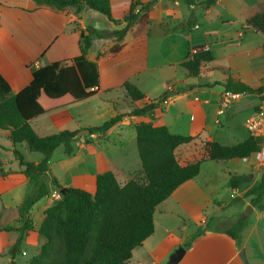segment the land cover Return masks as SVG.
I'll return each instance as SVG.
<instances>
[{
  "label": "crops",
  "instance_id": "0c3cea01",
  "mask_svg": "<svg viewBox=\"0 0 264 264\" xmlns=\"http://www.w3.org/2000/svg\"><path fill=\"white\" fill-rule=\"evenodd\" d=\"M110 1L112 15L119 20L117 23L91 8H84L76 15L72 10H58L35 0H0V74L9 84V92L16 94L32 81V66L41 67L80 55L82 31L93 30L90 33L94 34L95 30L115 31L125 27L123 18L132 0ZM202 1L189 5L190 10L182 8L185 3L182 0L153 1L149 8L148 32L134 35L135 24L117 52L110 50L115 37H92L87 58L97 63L96 93L32 119V127L38 135L45 136L98 126L118 114L123 117L106 131L72 140L70 154L65 152L63 144L55 149L46 176L50 191L31 208L34 229L23 232V244L40 249L45 243L37 230L45 209L56 201L53 193L61 190L54 185V180L62 188L76 187L93 193L101 173L112 171L124 184L140 172L142 162L136 143V125L142 121L164 124L172 133L176 128L186 130L182 135H199L176 148L181 165L206 156V141L234 145L250 136L245 122L241 127L234 126V114L250 115L260 104L258 92H246L233 100L223 114L218 110L228 77L252 88L264 86V32L250 29L247 23L249 17L264 11V0H215L209 7ZM219 5L228 7L225 17L208 21ZM155 20L156 26L153 25ZM192 29H198L201 40L198 43L192 40ZM200 48L210 50L214 59L202 66L198 76L192 77L181 63ZM125 82L138 86L145 97L132 101L126 95ZM6 94L0 87V101ZM164 95L151 115L130 114L134 108ZM230 134L235 143L226 141ZM0 145L15 159V147L25 161L39 163L44 157L40 152L31 151L25 143L14 146L7 130L0 129ZM9 160L0 159V220L10 217L0 222V234L10 233L8 239L0 237V251L6 246L13 248L18 241V230L4 231L3 228L7 225L22 227L20 206L31 189L21 168L12 169ZM224 161L204 160L199 174L180 185L157 207L154 233L134 249L129 264H168L170 256L180 246L186 251L177 264H244L240 257L243 249L249 264H264V209L252 205V197L246 195L247 190L260 181L262 164L256 153ZM232 175H247L249 180L231 187ZM239 203L251 205L250 214L257 212L251 225L247 219L250 214L241 215ZM227 208L231 210L226 214L218 212ZM241 217L245 218V225L234 239L226 230ZM169 225L173 231L167 227ZM10 260L15 262V259Z\"/></svg>",
  "mask_w": 264,
  "mask_h": 264
},
{
  "label": "trees",
  "instance_id": "16d2710c",
  "mask_svg": "<svg viewBox=\"0 0 264 264\" xmlns=\"http://www.w3.org/2000/svg\"><path fill=\"white\" fill-rule=\"evenodd\" d=\"M35 1L58 10H72L76 15L84 8H91L115 23L119 21L112 15L110 0ZM153 1L143 3L140 0H132L130 9L123 18L126 25L122 29L95 30L94 34H85V31H82L80 55L41 67L32 66V81L16 94L9 92V84L0 74V87L7 93L0 101V129L9 131V138L14 146L25 143L31 151L40 152L44 156L39 163L28 162L24 160L19 149H13L16 159L20 162L21 172L31 184V189L20 206L22 227L7 225L3 228L4 231L20 232L13 249L18 247L25 230L34 229L30 210L50 191L46 176L53 152L63 144L65 152L70 154L73 150L71 136L76 133L62 130L40 136L32 127L31 120L94 95V88L99 84V73L97 63L87 58L92 37H115L116 42L110 50L119 51L124 45L126 35L135 24L137 28L134 35L148 32L149 8ZM182 1L188 5L196 4V0ZM214 2L215 0H204L201 3L209 7ZM247 23L250 29L264 32V11L249 17ZM213 59L210 50L200 48L181 65L188 71L189 76L196 77L200 74L202 66ZM224 86L226 90L249 93L264 90V86L252 88L232 77L226 79ZM124 89L132 101L145 97L139 87L131 82H125ZM164 97L165 95L143 107L134 108L130 114L151 115ZM122 117L123 114H118L98 126H92L89 128L90 133L106 131ZM196 138H199V135L175 134L164 124L154 125L152 122L142 121L136 125V143L142 169L132 179L122 184L112 171H106L97 176L96 190L93 193L76 187L62 188L54 180V185L65 191L61 193V199L44 211V218L37 231L44 237L45 243L38 254L31 258L30 264H129L134 249L154 233V214L157 207L180 185L196 177L204 160L245 158L259 150L257 138L251 135L234 145L206 141V156L181 165L175 153L176 148ZM248 180L247 175H232L229 185L236 187ZM246 195L252 197V205L264 209V168L260 181L249 188ZM244 225L245 218L241 217L228 227L226 232L237 239Z\"/></svg>",
  "mask_w": 264,
  "mask_h": 264
},
{
  "label": "rangeland",
  "instance_id": "374dc122",
  "mask_svg": "<svg viewBox=\"0 0 264 264\" xmlns=\"http://www.w3.org/2000/svg\"><path fill=\"white\" fill-rule=\"evenodd\" d=\"M204 1V0H203ZM182 8H186L187 10H190V7L188 4L186 3H182ZM201 10V9H200ZM203 11V10H201ZM228 11V7L227 6H224V5H219V6H216L213 10V13L211 15V20H208V21H216L217 17L219 16H222V17H225L226 13ZM188 17H191L192 19V16H189ZM189 21V19H187V22ZM199 21H200V24H202V21H201V18H199ZM153 25L156 26V20L153 22ZM190 25L187 24V29L186 31L188 30V27ZM202 28V26H201ZM189 32V31H187ZM193 34V38L192 40L195 42V43H198V41H201L199 39V32H198V29H192V32ZM198 45V44H196ZM259 106V105H258ZM247 117V113L246 112H240V113H235L234 114V120H233V124L235 126V124L239 125V127L243 126V123L245 122V119ZM225 121V118L223 119ZM176 129V128H175ZM175 133L176 131H179L177 132L178 134H181L184 133L183 131H186L184 129H178V130H175ZM245 132H246V129H244ZM231 135V134H230ZM230 138V139H229ZM226 141H228L229 144H232V143H235L232 138V135L231 137H229ZM1 146V145H0ZM62 147V146H60ZM33 154H37V153H33ZM10 158L9 161H11V165L13 164L12 169H20L21 168V165H20V162L18 160H16L14 158V156L11 154V155H8L6 150L4 149H1L0 148V159L4 160V159H8ZM226 162V161H224ZM222 163V162H221ZM225 164V163H223ZM264 168V165H262V169ZM214 205H212L211 207H213ZM239 209H240V213L241 215H243L244 217H247L245 214V212L247 211L248 209V206L245 205L244 203H239ZM231 209L227 208L226 210H222V211H218L219 213H224L226 214L227 212H229ZM256 216H257V212H253L251 213L247 219H249V224L251 225V222H253L255 219H256ZM6 220H10V217H3L1 221H6ZM231 221L228 223L230 224ZM249 225V226H250ZM192 226H194V223H192ZM171 231H173V227L171 225L167 226ZM10 236V233H6V232H2L0 234V237L2 239H8ZM42 238V237H41ZM45 242V239L42 238ZM39 248L38 247H34V246H31V245H25L23 244L21 241L19 242V245L17 248L13 249L11 247V249L9 248V246H6L5 248H3L1 251H0V264H14L15 262L17 264H30V260L31 258L38 254L39 252ZM10 259H15V262L10 260Z\"/></svg>",
  "mask_w": 264,
  "mask_h": 264
},
{
  "label": "built area",
  "instance_id": "2783aa9c",
  "mask_svg": "<svg viewBox=\"0 0 264 264\" xmlns=\"http://www.w3.org/2000/svg\"><path fill=\"white\" fill-rule=\"evenodd\" d=\"M245 93V91L225 90L222 94L220 108L218 110L219 114H223L233 100L241 98L245 95ZM257 95L261 98L260 104L258 109H255L246 117L245 126L250 132V135L254 136L258 140L259 150L256 152V155L260 164L264 165V90L262 92H258ZM53 197L56 201L61 199V192H54Z\"/></svg>",
  "mask_w": 264,
  "mask_h": 264
},
{
  "label": "water",
  "instance_id": "95a60500",
  "mask_svg": "<svg viewBox=\"0 0 264 264\" xmlns=\"http://www.w3.org/2000/svg\"><path fill=\"white\" fill-rule=\"evenodd\" d=\"M92 31L93 30H91V31L90 30H86L85 34H89ZM89 133H90L89 128H83V129L79 130L78 132H76L74 135H72L71 139L72 140H76V139L82 137L83 135L89 134ZM64 191H65V189H61L60 190L61 193H63ZM252 210H253V207L251 205H248V209L245 212V214L246 215L250 214V211H252ZM263 217H264V213H263ZM185 251L186 250H185V248L183 246L178 247L175 250V252L170 256L168 264H177L182 259ZM240 257L242 258L244 264H249L244 249L240 252Z\"/></svg>",
  "mask_w": 264,
  "mask_h": 264
}]
</instances>
